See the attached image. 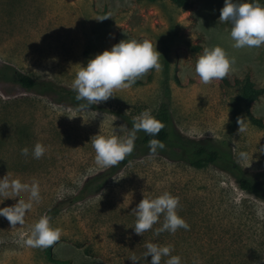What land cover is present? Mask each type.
I'll use <instances>...</instances> for the list:
<instances>
[{"label":"rangeland","instance_id":"obj_1","mask_svg":"<svg viewBox=\"0 0 264 264\" xmlns=\"http://www.w3.org/2000/svg\"><path fill=\"white\" fill-rule=\"evenodd\" d=\"M190 1L186 9L174 0H0V177L36 179L41 188L22 226L0 217V264H132L133 255L136 264H150L146 242L171 245L182 264H264V130L243 113L247 131L240 135L232 116L247 76L264 89V45L232 48L231 25L219 22L224 0ZM128 38L156 46L161 67L81 113V102L64 96L75 93L76 72ZM215 45L236 58L234 71L205 84L195 63ZM17 72L53 82L63 95L27 90L15 81ZM145 110L168 128L165 147L150 154L139 131L127 164L97 166L91 137L117 134L121 125L130 130ZM250 112L264 123V95ZM37 142L47 146L39 159L31 155ZM202 145L221 159L199 170L188 158ZM24 147L28 156L21 155ZM240 151L248 152L246 161L237 159ZM232 164L239 170L229 171ZM240 178L256 190H243ZM165 191L179 197L177 212L190 228L157 235L161 215L137 235L132 210L144 195ZM18 200L0 196V207ZM43 215L61 229L60 240L24 246L22 236Z\"/></svg>","mask_w":264,"mask_h":264},{"label":"clouds","instance_id":"obj_2","mask_svg":"<svg viewBox=\"0 0 264 264\" xmlns=\"http://www.w3.org/2000/svg\"><path fill=\"white\" fill-rule=\"evenodd\" d=\"M107 17L110 15L97 20ZM219 22H228L231 25L228 35L232 41V48L253 49L264 45V4L260 3V0H224V6L220 9ZM160 55L156 46L154 47L149 40L128 38L90 58L86 66L81 65L72 82V89L76 93L75 99L82 101L78 106L79 111L81 113L90 111L91 105L107 101L114 95L115 90L130 87L149 70H159ZM235 63L234 56L230 57L225 48L215 45L205 48L198 56L194 72L203 83L208 84L213 80L224 79L231 71H234ZM237 124L239 125L238 134L241 135L247 131L243 119L238 117ZM162 127L163 124L151 114L150 110H145L133 117L130 130L126 131L128 127L121 125L120 132L117 134L99 133L92 136L90 143L95 151L96 165L103 168L116 166L133 152L139 131L156 137ZM147 147L150 154H155L158 149H163L165 144L153 138L148 141ZM46 151L47 146L37 142L32 147L31 155L39 159L45 155ZM21 155L28 156L29 148H22ZM248 157L249 154L246 151H240L237 154L239 161H246ZM22 194H27V200ZM0 196L19 197L14 205L0 207V217L6 218L12 227H16L17 223L22 226L25 223L26 214L33 208L34 203H39L41 200L40 183L36 179L31 182H22L19 178H12L7 173L0 177ZM179 203V197L167 191L154 198L144 195V198L132 210L136 216L133 226L135 233L143 235L144 232L152 229L161 215H163V223L155 229L157 235L164 231L175 233L180 228L188 230L190 225L177 212ZM60 238L61 229L53 227L50 217L43 215L31 227L30 234L26 237L22 236V243L31 248H48ZM144 247L146 251L143 255L151 256L150 264H161L162 258H166L164 264H182L180 255H171L173 252L171 245L146 242ZM129 259L132 264L139 261L134 255Z\"/></svg>","mask_w":264,"mask_h":264},{"label":"trees","instance_id":"obj_3","mask_svg":"<svg viewBox=\"0 0 264 264\" xmlns=\"http://www.w3.org/2000/svg\"><path fill=\"white\" fill-rule=\"evenodd\" d=\"M175 3L179 7H183L189 9L191 7L190 0H174ZM260 3L264 4V0H260ZM15 81L25 87L27 90H38L40 93L45 95L56 94L58 96H62L61 88L53 82H40L35 80L32 76L17 72L14 74ZM141 82L137 80L134 84H140ZM65 93V92H64ZM262 95H264V89H258L255 87L254 83L247 76L244 79V82L241 84V94L237 97L234 107L232 109L233 119L237 122V118H243V113L248 117L249 121L259 129L264 130V123L262 119L255 117L251 112V105L257 101ZM65 97L72 98V100H76V93L68 91L64 94ZM77 101V100H76ZM81 102L82 101H77ZM90 107H93L91 105ZM167 112V111H166ZM164 112L162 114L163 121H168V113ZM158 139L163 143L168 141L169 139V131L166 125H163L162 129L158 133L156 137H151L148 134L142 139V143L148 144L150 139ZM221 159L218 151L213 150L208 146H199L197 147L193 153L188 158V165L195 169H204L212 165H216V163ZM129 161V158H125L121 164L125 165ZM229 171L239 170V166L236 164H232V168L227 167ZM238 183L243 190L254 192L256 187L254 184L246 180L245 178L238 179ZM264 191V189H262ZM261 190V191H262Z\"/></svg>","mask_w":264,"mask_h":264}]
</instances>
